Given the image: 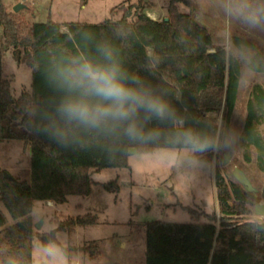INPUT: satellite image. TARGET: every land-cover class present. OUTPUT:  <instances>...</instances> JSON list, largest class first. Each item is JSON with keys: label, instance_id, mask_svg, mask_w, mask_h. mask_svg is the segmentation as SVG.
<instances>
[{"label": "trees", "instance_id": "16d2710c", "mask_svg": "<svg viewBox=\"0 0 264 264\" xmlns=\"http://www.w3.org/2000/svg\"><path fill=\"white\" fill-rule=\"evenodd\" d=\"M178 1L171 3L168 20L152 19L142 5L133 4L117 21L61 24L49 20L30 24L20 12L9 11L4 0H0V26L6 45L19 62H25L33 70L32 89L15 98L0 52V142L21 140L31 147L30 181L6 178L0 167V201L14 220L6 226L7 217L0 209V264H5L8 256H14L16 264H34L35 237L39 236L43 245L51 242L50 234L34 229L30 214L35 201L63 204L70 195L90 194L92 175L105 168L128 167L132 148L139 153L174 148L164 143L157 146L124 141L111 149L94 144L86 150L72 151L32 131L26 112L48 105L57 96L48 79L61 61L77 55H93L97 42H109L129 72L165 94L185 126L218 138L217 120L211 114H221L224 122L230 121L238 100L242 63L228 54L225 47L215 46L209 29L190 14L181 12ZM233 44L257 50V59L248 66L264 73L263 49H258L254 41L238 36L233 37ZM247 112L243 146L256 149L258 167L264 171V136L259 130L264 122L261 84L254 85ZM160 127L173 131L168 125ZM246 156L249 161V153ZM196 157L211 162L213 153ZM215 184L221 213L219 225L212 220L147 222L146 264H264V220H240L251 213L250 206L261 197L238 181L228 180L220 171L215 175ZM105 187L119 190L117 180ZM95 223L96 217L92 215L77 216L66 222L70 228ZM61 227L66 229L64 224ZM91 248H95L93 243L83 247ZM73 249L64 248L66 254Z\"/></svg>", "mask_w": 264, "mask_h": 264}, {"label": "rangeland", "instance_id": "374dc122", "mask_svg": "<svg viewBox=\"0 0 264 264\" xmlns=\"http://www.w3.org/2000/svg\"><path fill=\"white\" fill-rule=\"evenodd\" d=\"M10 11L21 3V15L30 23L49 20L61 24L69 22L102 23L117 21L133 4H140L149 17L155 20L171 16L173 0H4ZM179 10L190 14L198 23L206 26L215 46H223L235 56L233 37L255 42L264 50V36H253L243 26L226 18L216 7V0H179ZM67 30V27H63ZM0 52L3 69L11 80L12 94L18 98L24 90L32 89L33 70L25 62H19L13 50L7 47L3 27L0 26ZM249 64V63H248ZM242 63L238 100L229 122L222 115L212 113L219 127V140H227L230 150L213 153V160L185 156L182 149L161 148L149 153L131 149L128 167L105 168L92 175V190L88 195H70L63 204L37 200L30 214L35 231L50 234L56 231L58 242L43 245L39 236L34 239V264H146L147 222L160 220L173 223L214 221L219 225L221 216L217 199L215 175L220 171L228 180L237 181L233 175L240 167L254 187L255 195L264 202V171L257 163L254 147L243 146V134L247 119V104L254 85L264 88V73L253 71ZM264 136V122L259 126ZM249 151V152H248ZM230 159L224 163V155ZM249 153L250 160L246 154ZM0 167L13 177L30 181L31 147L21 140L0 142ZM117 180L119 190H109L105 184ZM255 205L242 221H263L257 216ZM190 209H193L192 212ZM0 209L7 217V225L14 220L0 201ZM208 214L209 216H206ZM92 215L96 223L69 227L66 222L77 216ZM37 223H42L40 229ZM64 224L66 229L61 225ZM93 243L95 248L83 249ZM74 247L69 254L64 248Z\"/></svg>", "mask_w": 264, "mask_h": 264}, {"label": "clouds", "instance_id": "9594fccd", "mask_svg": "<svg viewBox=\"0 0 264 264\" xmlns=\"http://www.w3.org/2000/svg\"><path fill=\"white\" fill-rule=\"evenodd\" d=\"M216 7L253 36H264V0H216ZM258 55L248 45H237L234 58L248 64ZM48 83L57 96L46 106L27 110L26 116L32 131L63 149L86 150L94 144L111 149L127 141L168 144L193 158L230 150L227 140L185 126L165 94L129 72L109 42H97L93 55L68 57L55 65ZM5 264H16L15 257L8 256Z\"/></svg>", "mask_w": 264, "mask_h": 264}, {"label": "water", "instance_id": "95a60500", "mask_svg": "<svg viewBox=\"0 0 264 264\" xmlns=\"http://www.w3.org/2000/svg\"><path fill=\"white\" fill-rule=\"evenodd\" d=\"M24 7L23 4L19 3L17 4L14 8H13V12L18 13L20 11V9H22ZM166 20H168V18H166ZM230 159V153H227L224 155V163H226L228 160ZM233 175L235 177V179L241 183L242 185H244L250 192H254L255 189L252 186V184L250 183L248 177L246 176L245 172L240 168V167H236L233 171ZM4 176L6 178H14L9 172H4ZM262 194L264 196V189L262 191ZM254 212L257 216H264V203H259L257 205H255L254 207ZM42 226V223H37L36 227L38 229H40ZM56 231L57 230H53L50 233V237H51V241L54 242H58L56 239Z\"/></svg>", "mask_w": 264, "mask_h": 264}, {"label": "flooded vegetation", "instance_id": "af4514ba", "mask_svg": "<svg viewBox=\"0 0 264 264\" xmlns=\"http://www.w3.org/2000/svg\"><path fill=\"white\" fill-rule=\"evenodd\" d=\"M258 196V195H257ZM262 196H263V194H262ZM264 197V196H263ZM260 202H258V203H256L255 205H257V204H259ZM262 203H264V202H262Z\"/></svg>", "mask_w": 264, "mask_h": 264}, {"label": "crops", "instance_id": "0c3cea01", "mask_svg": "<svg viewBox=\"0 0 264 264\" xmlns=\"http://www.w3.org/2000/svg\"><path fill=\"white\" fill-rule=\"evenodd\" d=\"M8 8V7H7ZM9 10V9H8ZM10 11V10H9ZM47 202H53V201H47Z\"/></svg>", "mask_w": 264, "mask_h": 264}]
</instances>
